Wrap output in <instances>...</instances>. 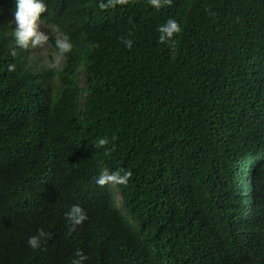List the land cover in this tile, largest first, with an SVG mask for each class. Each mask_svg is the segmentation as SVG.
Segmentation results:
<instances>
[{
    "label": "trees",
    "instance_id": "1",
    "mask_svg": "<svg viewBox=\"0 0 264 264\" xmlns=\"http://www.w3.org/2000/svg\"><path fill=\"white\" fill-rule=\"evenodd\" d=\"M100 2L44 0L60 68L0 15V264H264V0Z\"/></svg>",
    "mask_w": 264,
    "mask_h": 264
},
{
    "label": "clouds",
    "instance_id": "2",
    "mask_svg": "<svg viewBox=\"0 0 264 264\" xmlns=\"http://www.w3.org/2000/svg\"><path fill=\"white\" fill-rule=\"evenodd\" d=\"M113 0H108V4H111ZM126 0H115V3H125ZM15 7L12 12V19L8 22L12 26L11 35L14 40V45L10 49V55L15 57L16 48L20 49H43L48 44L50 38V32H46L40 25L41 14L45 12L44 0H14ZM149 3L153 7L160 6V0H149ZM108 4L102 2L99 3L100 8L108 6ZM57 28V27H56ZM159 33L157 39L158 42L167 44L170 48L175 47V34L181 31V27L178 22L173 18H168L166 21L157 27ZM52 47L53 50L49 54V57L45 61V66L48 68L55 67L59 61L65 57V55L71 50V42L68 37L61 32H51ZM124 47L131 48L132 40L123 39ZM8 70L14 69L13 64H9ZM107 142L106 138L99 140L100 145H104ZM131 173L128 171H111L102 170L100 174L95 178V182L98 185H104L106 183H118L124 184L127 182ZM66 222L69 225L68 232L77 225H80L87 219L85 211L78 205L73 204L69 207L65 213ZM46 233L42 229H38L37 233L28 237L26 243L27 246L33 250L40 247V240L42 237H46ZM86 259V256L82 255L79 251L73 257L71 264H82V261Z\"/></svg>",
    "mask_w": 264,
    "mask_h": 264
},
{
    "label": "rangeland",
    "instance_id": "3",
    "mask_svg": "<svg viewBox=\"0 0 264 264\" xmlns=\"http://www.w3.org/2000/svg\"><path fill=\"white\" fill-rule=\"evenodd\" d=\"M12 10H10L6 5L0 3V15L7 21H10L12 19ZM40 25L42 29L46 32H56L58 31L55 26H53L50 23H47L43 20H40ZM53 50L52 45L50 43V40L47 45L43 49L41 48H35V49H29V55L32 62L36 63L37 65H43L45 64L46 59L49 57V54ZM63 59L59 61V63L55 66L57 68L62 67L63 65Z\"/></svg>",
    "mask_w": 264,
    "mask_h": 264
}]
</instances>
